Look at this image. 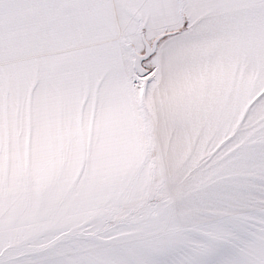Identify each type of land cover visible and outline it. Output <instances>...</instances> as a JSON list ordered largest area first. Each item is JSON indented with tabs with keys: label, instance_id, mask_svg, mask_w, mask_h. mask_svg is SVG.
Wrapping results in <instances>:
<instances>
[{
	"label": "snow or ice",
	"instance_id": "obj_1",
	"mask_svg": "<svg viewBox=\"0 0 264 264\" xmlns=\"http://www.w3.org/2000/svg\"><path fill=\"white\" fill-rule=\"evenodd\" d=\"M0 264H264V0H0Z\"/></svg>",
	"mask_w": 264,
	"mask_h": 264
}]
</instances>
